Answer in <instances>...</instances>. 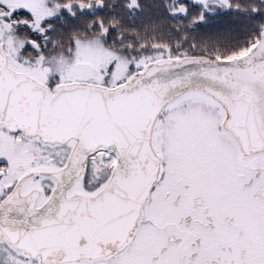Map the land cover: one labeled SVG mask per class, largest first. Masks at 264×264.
Segmentation results:
<instances>
[{
    "label": "snow or ice",
    "instance_id": "1",
    "mask_svg": "<svg viewBox=\"0 0 264 264\" xmlns=\"http://www.w3.org/2000/svg\"><path fill=\"white\" fill-rule=\"evenodd\" d=\"M143 9L0 0V264H264V0Z\"/></svg>",
    "mask_w": 264,
    "mask_h": 264
},
{
    "label": "trees",
    "instance_id": "2",
    "mask_svg": "<svg viewBox=\"0 0 264 264\" xmlns=\"http://www.w3.org/2000/svg\"><path fill=\"white\" fill-rule=\"evenodd\" d=\"M256 2L258 3L259 0H256ZM142 3L144 4L143 12L135 20H130V23L135 24L138 28L155 24L159 28L160 35L164 39L170 40L173 44H176L178 41L182 42L184 37L188 35L177 28L178 25L186 26L188 21L183 18H173L166 11L170 0H142ZM192 11L195 12V9H192ZM258 23H260L259 18L250 21L246 17H238L235 15L217 16L214 19H209L203 27L197 29L196 33L188 36V39L191 41L193 36H204L229 29L243 28L247 24ZM177 31H179V35L176 34Z\"/></svg>",
    "mask_w": 264,
    "mask_h": 264
}]
</instances>
